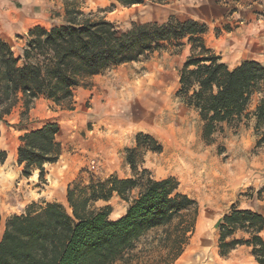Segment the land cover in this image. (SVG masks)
Returning a JSON list of instances; mask_svg holds the SVG:
<instances>
[{
  "label": "trees",
  "instance_id": "trees-1",
  "mask_svg": "<svg viewBox=\"0 0 264 264\" xmlns=\"http://www.w3.org/2000/svg\"><path fill=\"white\" fill-rule=\"evenodd\" d=\"M58 1L64 6L63 23L31 30L22 57L0 38V139L2 123L20 103L22 119L41 98L53 108L71 111L74 91L93 77L148 62L156 53L178 55L185 46L190 47V56L179 73L177 97L198 113L205 142L211 144L224 126L243 119L253 117L257 130L264 126V66L245 61L229 68L206 46V24L172 16L163 24L133 23L121 31L104 17L86 14L85 0ZM109 1L113 8L146 4V0ZM60 132V124L50 121L20 137L17 163L23 177L38 172L39 180L46 182V166L58 163L63 153ZM162 151L154 136L138 133L134 148L126 150L131 178H91L88 185L75 181L67 188L68 207L33 203L23 214L11 216L0 240V264H129L137 244L155 231L160 232L159 264L176 263L196 233L199 205L179 192L176 179L157 180L142 167L145 153ZM6 159L0 148V165ZM114 197L128 208L111 219L109 206L96 209L95 204ZM218 230L221 257L246 247L257 264H264L262 213L233 206Z\"/></svg>",
  "mask_w": 264,
  "mask_h": 264
},
{
  "label": "rangeland",
  "instance_id": "rangeland-1",
  "mask_svg": "<svg viewBox=\"0 0 264 264\" xmlns=\"http://www.w3.org/2000/svg\"><path fill=\"white\" fill-rule=\"evenodd\" d=\"M55 3L56 6L52 8L55 11L50 13L63 14V3ZM165 3L167 0H146V4L141 7L124 8L117 5L113 8L109 0H85L84 12L99 18L104 17L115 23L121 31H126L133 23L159 21L161 9L163 10L161 6ZM12 46L19 54L21 44ZM167 54L155 56L154 60H151L153 64L148 68L143 65L119 67L102 76L109 79V85L113 86L114 92L112 91L110 97H118L117 94H120L121 99L134 95L130 93V82L140 80L138 85L144 83L147 89L145 93L138 92L126 101L129 106L136 103L147 108V112L141 114L135 106L129 110L132 115L120 112L121 116L126 117L141 114L144 124L151 119L154 137L163 146L161 153H145L142 167L149 170L157 180L176 179L179 192L190 196L199 205L196 233L180 263L174 264H199V261L200 264H257L250 249L246 247H240L227 257L220 256L219 230L215 227V220L221 219L233 206L252 208L264 215V193H261L264 188V126L257 130L253 117L243 119L232 126H224L223 131L213 138L211 144L205 142L202 136L203 124L198 113L187 108L177 97L179 79L173 70L177 63ZM176 67L178 70V66ZM90 85L93 83L88 81L81 87L87 88ZM256 99L258 103L259 98ZM89 107L87 103L86 108ZM53 109L55 110H51L52 113L47 114L44 119L37 121L36 118L30 122L29 116L21 118L22 106H18L15 108V114L20 118H7V122L2 123L0 148L7 153V159L0 165V240L6 221L13 215L23 214L33 203H60L68 207L67 188L75 181L88 185L91 178L95 181H105L110 177L125 179L132 176L126 162V150L134 148L135 137L141 133V126L127 130L123 135H111L110 132L108 136L104 131L102 136L98 137L103 139L100 144L102 150L106 148L114 151V158L110 161L102 159L97 154L99 149L90 144L89 154L65 149L58 163L46 166L44 183L39 180L38 172L30 178L23 177L22 167L17 163L20 146L17 137L19 130H23L20 127L32 123L35 124L33 128H36L37 124L53 121L50 117H54V112L69 111ZM6 124L13 129H8ZM83 127L82 138L87 141L86 131L91 132L94 129L93 123L84 122ZM59 140H63V134H60ZM106 206L111 208V219L121 217L128 208V204L118 197L108 203L95 204L96 209ZM159 234V231H155L142 239L130 254L129 264H159L160 258L156 249ZM187 256H190L191 259L187 260H191V263L183 260Z\"/></svg>",
  "mask_w": 264,
  "mask_h": 264
},
{
  "label": "crops",
  "instance_id": "crops-1",
  "mask_svg": "<svg viewBox=\"0 0 264 264\" xmlns=\"http://www.w3.org/2000/svg\"><path fill=\"white\" fill-rule=\"evenodd\" d=\"M56 1L58 0H0V38L11 46L16 45V43L21 44L19 54L14 51L17 56L22 57L31 30L36 27L49 30L63 23L64 12L63 14L58 13V15L54 12L50 13L54 10L52 8L56 6ZM141 6L143 5L135 7ZM161 7L163 10L161 9V17L158 18L160 20L152 22L163 24L173 16L182 22L194 20L206 24L208 31L203 36L206 46L221 57L222 62L229 68L233 69L245 61H256L264 66V0H167V3ZM185 43L187 42L185 41ZM163 54L167 53H156L151 60L153 61L155 56H162ZM170 55L172 56L170 58H173V61L177 63L178 70L176 66L173 70L178 74L179 79L180 70L190 56V47L185 46L178 55ZM151 60L145 63L126 64L120 68L133 65H143L148 68L153 64ZM89 81L93 85L87 88L78 87L74 91L73 110L54 112V117H50L61 126L60 134H63V140H59L60 134L58 140L61 142L63 152L65 149L68 151L72 149L75 153L89 154V145L93 144L99 149L97 154L102 159L105 158L110 161L114 158V151L106 148L103 151L100 148L103 139L98 137L102 136L104 131L108 136L110 132H112L111 135H123L127 130L141 126L139 132L154 136L152 120L149 119L144 124L140 117L144 111L147 112V108L138 106L136 103L129 106L128 101H126L138 92L144 94L147 90L144 83L138 85L140 80L130 82V93L134 95H128L126 96L127 99H121L120 94H117L118 97H114V95L110 97L114 92L113 86L109 85V79L104 76H95ZM87 103L89 108H86ZM253 103L254 106L251 105V111L256 108V98ZM18 106H22L23 112V105L20 103ZM52 106V103L46 99H38L25 118L29 116L30 122L36 118L37 121L44 119L47 114L52 113L51 110H55ZM132 106L139 108L140 116H121L120 112L131 113L129 110L134 108ZM15 108L7 117L8 119L18 120L20 118L15 114ZM7 118L5 119L6 122ZM88 121L93 123L94 129L91 132L86 131L88 140L84 141L82 138L83 123ZM46 123L37 124L36 128H33L35 124L32 123L20 127L23 130H19L17 138L20 139L23 134L34 131ZM7 124L8 129H13ZM1 132L3 133L2 126ZM222 218L223 216L221 219L215 218L217 219L215 220V227L218 228ZM238 249L234 250L233 253ZM180 259L176 263H180Z\"/></svg>",
  "mask_w": 264,
  "mask_h": 264
},
{
  "label": "bare ground",
  "instance_id": "bare-ground-1",
  "mask_svg": "<svg viewBox=\"0 0 264 264\" xmlns=\"http://www.w3.org/2000/svg\"><path fill=\"white\" fill-rule=\"evenodd\" d=\"M188 259H191L190 256L188 257H185L183 260H187ZM189 263H191L192 261L191 260H187ZM181 263H182V260H181ZM200 264V261L198 262ZM192 264H196V262H192Z\"/></svg>",
  "mask_w": 264,
  "mask_h": 264
},
{
  "label": "built area",
  "instance_id": "built-area-1",
  "mask_svg": "<svg viewBox=\"0 0 264 264\" xmlns=\"http://www.w3.org/2000/svg\"><path fill=\"white\" fill-rule=\"evenodd\" d=\"M93 164H95V162H93Z\"/></svg>",
  "mask_w": 264,
  "mask_h": 264
}]
</instances>
